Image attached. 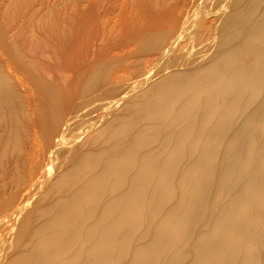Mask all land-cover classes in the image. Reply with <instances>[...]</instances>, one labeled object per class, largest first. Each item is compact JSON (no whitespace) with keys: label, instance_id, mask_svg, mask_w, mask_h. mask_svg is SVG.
Listing matches in <instances>:
<instances>
[{"label":"bare ground","instance_id":"6f19581e","mask_svg":"<svg viewBox=\"0 0 264 264\" xmlns=\"http://www.w3.org/2000/svg\"><path fill=\"white\" fill-rule=\"evenodd\" d=\"M63 3L0 45V264H264V0Z\"/></svg>","mask_w":264,"mask_h":264},{"label":"rangeland","instance_id":"374dc122","mask_svg":"<svg viewBox=\"0 0 264 264\" xmlns=\"http://www.w3.org/2000/svg\"><path fill=\"white\" fill-rule=\"evenodd\" d=\"M63 5V0H0V45L3 47L4 40L11 42L15 38L17 30L26 22H31L36 15L43 12V9L46 11L53 8L56 18H63ZM32 9L35 11H30ZM49 24L50 21L44 26Z\"/></svg>","mask_w":264,"mask_h":264}]
</instances>
